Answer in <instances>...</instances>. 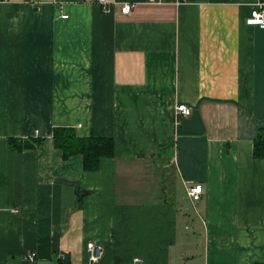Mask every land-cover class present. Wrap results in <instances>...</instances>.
Wrapping results in <instances>:
<instances>
[{
	"label": "crops",
	"instance_id": "obj_1",
	"mask_svg": "<svg viewBox=\"0 0 264 264\" xmlns=\"http://www.w3.org/2000/svg\"><path fill=\"white\" fill-rule=\"evenodd\" d=\"M113 1L0 0V264H264L258 0ZM57 127L113 155L84 171Z\"/></svg>",
	"mask_w": 264,
	"mask_h": 264
},
{
	"label": "trees",
	"instance_id": "obj_2",
	"mask_svg": "<svg viewBox=\"0 0 264 264\" xmlns=\"http://www.w3.org/2000/svg\"><path fill=\"white\" fill-rule=\"evenodd\" d=\"M52 141L55 149L62 154V159L66 161L72 156L82 158V167L84 171L93 172L98 169L99 161L103 158H109L113 155V141L105 137L77 138L71 128L57 127L53 129ZM39 141L34 142L8 140L12 150L22 151L38 147ZM253 157L257 159L264 158V129L259 130L257 138L253 144ZM83 194L79 193V197Z\"/></svg>",
	"mask_w": 264,
	"mask_h": 264
},
{
	"label": "built area",
	"instance_id": "obj_3",
	"mask_svg": "<svg viewBox=\"0 0 264 264\" xmlns=\"http://www.w3.org/2000/svg\"><path fill=\"white\" fill-rule=\"evenodd\" d=\"M4 1V0H1ZM94 4L100 6L104 13H110L112 8L115 6L113 0H91ZM133 8V4L124 3L120 6V13L122 15H128ZM62 19H66V15L61 16ZM248 26H259L264 29V0H258L256 4L252 7L249 17L245 22ZM191 114V110L184 104H180L175 109L176 119L179 121V118H187ZM204 193V189L199 184H191L186 188V194L192 201H197L201 198ZM88 259L91 262H97L102 255L101 249L96 246L94 243H88L87 247ZM34 256H29V260L32 261Z\"/></svg>",
	"mask_w": 264,
	"mask_h": 264
}]
</instances>
